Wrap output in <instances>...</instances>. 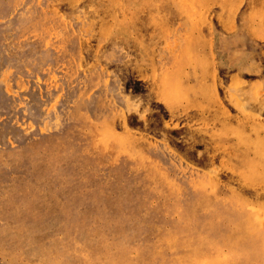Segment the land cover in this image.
Returning <instances> with one entry per match:
<instances>
[{
	"label": "rangeland",
	"instance_id": "obj_1",
	"mask_svg": "<svg viewBox=\"0 0 264 264\" xmlns=\"http://www.w3.org/2000/svg\"><path fill=\"white\" fill-rule=\"evenodd\" d=\"M219 1L0 0V264H264V0Z\"/></svg>",
	"mask_w": 264,
	"mask_h": 264
},
{
	"label": "bare ground",
	"instance_id": "obj_2",
	"mask_svg": "<svg viewBox=\"0 0 264 264\" xmlns=\"http://www.w3.org/2000/svg\"><path fill=\"white\" fill-rule=\"evenodd\" d=\"M200 1H202V0H200ZM214 0H212V2H213ZM221 1V0H220ZM219 1V2H220ZM218 2V3H219ZM224 2H225V0H222V3L224 4ZM208 4H209V1L207 2ZM216 3V2H215ZM129 4V3H128ZM205 7V6H204ZM226 8V6H224L223 7V9L222 10H224ZM133 10V9H132ZM180 12H181V10H180ZM224 12V11H223ZM189 21V20H188ZM133 26V25H132ZM200 27V26H199ZM198 29V28H197ZM238 29V28H237ZM199 31V30H198ZM206 66V65H205ZM202 73H204L203 75H202V77H201V79H200V77L199 78H195V76H193V78H191L192 80H194L195 81V83L197 82V81H206L207 80V73L206 72H202ZM210 77V76H209ZM195 92V91H194ZM196 93V92H195ZM198 93V92H197ZM174 239V238H173Z\"/></svg>",
	"mask_w": 264,
	"mask_h": 264
}]
</instances>
